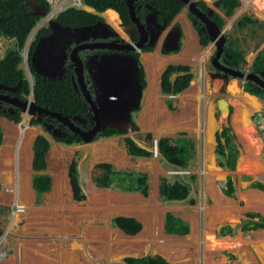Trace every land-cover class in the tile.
<instances>
[{
	"label": "crops",
	"instance_id": "crops-1",
	"mask_svg": "<svg viewBox=\"0 0 264 264\" xmlns=\"http://www.w3.org/2000/svg\"><path fill=\"white\" fill-rule=\"evenodd\" d=\"M203 1L207 5L206 10L209 7L213 9V14L210 16L211 18L216 12L220 14L224 20V24L221 26V31L226 37V41L224 43L225 51L228 52L226 49V45L228 44L227 42L229 41L232 42L234 46L239 47L243 50V57L245 59V63L241 61L238 62L237 64H235L236 62L232 63V64H235L234 65L235 68L243 69V67L245 66V67H249L253 69L254 72L256 71V69L264 68V63H262L261 61H258L259 63L255 61L256 57L259 54L261 55L264 52V0H239V4L234 8L233 12L229 15H226L222 11V9L219 6H217L214 0H203ZM54 2H57V0H54ZM53 5L55 4L53 3ZM82 5H83L81 6L82 8L101 15L111 25H113L114 27H118L117 23L120 21V17H119L118 11H116L114 8L108 7L102 11H97L94 7L90 5H87L85 3H83ZM49 6L51 5L49 4ZM189 12L190 11L188 10L187 5L183 4L181 9L174 15V17L171 19L169 23H166L165 21H162V23H160V24L166 23L165 24L166 26H164V28L161 29L157 37V41H156L154 48H153V45H150L149 43L146 44V45L151 46L153 50L152 49L143 50L142 48L144 46L140 50H138L139 51L138 60L144 69V78H145V85L143 86V95L141 98L140 113L142 114L146 113V116L148 119L149 118L148 113H151V110H152V103H151L152 100L150 98V91L148 88L149 72L147 70L146 62L151 61L152 59H158L162 61L163 63L161 64V72H160L159 79H158L159 88H160L159 96L161 97V100L159 102V105H156V108L159 111L165 110L167 113H172L174 111L178 113L181 108L185 110L183 119H185L186 122L185 124H182V126H180V129H182V131L178 134V136H182L183 138H189L193 143L196 142V146H198L199 149L201 145H203V147L207 149L208 155H211L213 157L215 164L213 165L212 168L206 171L207 176L205 178L214 179L216 175H220L221 171H227V169H230V170L233 169V168L219 166L217 164L216 156H215V149L218 144L217 133L218 131H221L222 127L224 125H227L228 122L231 126V131L234 133V137L232 140V145L234 147L237 148L235 143H242L244 145L247 142L248 147H250V150L253 152L254 150L253 146L255 147L253 143H256L258 147V152H260V149L262 151L261 145L259 147V144L261 143V141H258V139L260 140V138L259 136H257L258 133L255 127V122L253 118H254V113L256 111L260 110L264 112V97L262 96L263 94L261 95L262 97H258L254 95L253 93L250 94L249 91L245 90L246 85L243 83L244 80H242V77L240 78L236 75H231V76L229 75L226 85L225 87H223L222 85L223 78L220 75H217L216 70H215V68L217 67H216L215 62L213 61V58L216 54L217 47L211 41H209L206 45H203L200 43L197 30L192 23V20L189 16ZM113 15L116 16L115 20H111L112 19L111 17ZM56 16L57 15H55L54 17ZM241 17L242 18L247 17L251 20L246 21V23H244L243 25H239L237 24V20ZM252 19H255V21L253 22ZM180 20L184 22L187 30L189 31L190 35L193 38L195 47L198 50H197V55L194 57V60L192 62L185 61L184 63H180V64H187L190 66V72L192 73V77L189 81V84L187 85L188 87L186 86L187 87V88L185 87L186 89L184 88L179 93L173 96L174 97L173 105L175 106V109L172 112L171 111L169 112V109L167 108L166 102H165V98L167 95L161 92L160 81H161V74L163 70L168 64H170L168 61L164 60L163 58H167V56L170 55L172 52L177 53L181 45V36H183V34L181 32ZM175 25L179 26V33L176 36L177 38L174 39V36L171 34H172V31L174 30ZM229 29H231L234 33L233 38L228 37L227 35V30ZM246 29L252 31V37H254L255 39L254 44L250 45V47H248L246 43L244 42L242 43L241 33H243V31L244 33H246ZM169 37L172 38V44L166 45L164 46V49H161L162 44ZM153 38H154V34L150 37V39H153ZM150 39L148 38V41L147 40L146 41L150 42ZM229 39H232V41ZM176 40H177L178 46L176 48H173V45ZM255 46H256V49H253ZM230 53H229V56L231 57ZM222 54H220V56ZM262 58H264V54L262 55ZM217 62H221V61L218 59ZM172 64H178V63H172ZM258 65H261L263 67L260 68ZM179 73L180 72H173L171 74V79L174 80L175 77ZM146 78H147V81H146ZM234 82L236 83V89H237L236 91H237V96L239 98L242 99L243 97L253 96L256 99V101L254 100L253 102L256 103L257 108L249 114V120H250V123H252L251 124L252 128L250 129L251 131L242 127L243 126L242 121L239 122L242 116L241 108L243 105V99H242V103H240L239 98L236 99L237 101L234 100V94H233V100L229 102V100L226 97V91H232L234 89L233 87ZM221 94H224V95L222 96ZM222 97L226 99L225 105L228 106L229 108L228 110L225 109L224 107L221 108L219 106L220 99ZM143 99L145 100L144 103L142 102ZM249 100L251 101L250 98ZM6 119L7 117H5V122L9 123V124L5 123L6 132L12 129L11 125H13L16 128L15 126L17 124L16 121H13L12 119L8 121ZM134 120L137 123H140L139 118H135L133 119V121ZM124 135L126 134L121 133V134H116V135H111V136H105V137H100L98 139L96 138L93 141L99 140L102 143H104L102 146L108 148V146L107 145L105 146V144L111 143L114 138H117L120 136L124 137ZM170 136L175 137L177 139V137L173 133H171ZM179 139L180 138L177 139L178 142L180 141ZM221 139H222V142H224V138H221ZM33 140H31L30 142L31 151H30V147L26 148V151L28 153L30 151L32 154L31 161H32V156H33V149H32ZM12 144H14V142L11 140H7V136L5 135V162L3 161L1 162V166L4 169L0 167V170H1L0 184H1V187L3 188V184H4L3 180H5V184L9 185V189L13 193V191H15L17 187L14 185L15 171L13 173L14 169L12 165L13 162H15L14 152L16 149ZM116 145L119 147L120 151L122 149L123 151H126L124 141H121V143L116 141ZM16 147H17V144H16ZM120 147H122V149H120ZM0 151H1V145H0ZM8 156H9V159L7 158ZM20 158H21V152H20ZM45 160H46L45 169L47 170L48 160L47 159ZM31 161H30V154H29L28 165L31 171V175L29 176L28 182L30 184H26L25 182L22 184L24 197L27 196L25 199V203L28 207L29 205H31V204H27V202H29L31 193H33V196L36 198V199L34 198V203L36 202L39 203L37 201L36 191L32 186L31 177L35 171L33 170L32 166H30ZM25 163H26V159L22 158L20 161V172L22 176L21 177L22 182L26 176L25 175L26 173ZM2 170L3 172L5 171L4 174ZM228 175H231V174L228 173ZM247 175H244V178H246ZM226 178H227V175L225 176L224 179L220 181L219 187H215L214 185H212L210 181L205 179V186H207V188L204 189L203 203H200L197 200L195 201L194 197H189V194L187 195L185 199L162 201L166 203L165 204L166 210L164 211L165 213L166 211H171L174 215L181 217V219L186 221L189 225V230L185 234L166 233L164 230L165 213L163 212L162 217L159 220L160 221L159 228H158L159 231L166 237H171L174 239V241L175 240H178V241H175V242H164L163 241L160 243L161 247L157 248L156 246L159 244V242L155 246L154 238L156 236H153V234L150 233L151 231L146 235H142L143 231L146 229V223L144 222L142 223L140 221L141 229L135 234H127L120 228L116 227L124 235V237H122L124 239V242L117 241L114 244L115 250L116 251L118 250L116 253L122 254L123 251L128 252V250H123V249L124 247H130L131 253L129 255L127 254L126 256L140 257V256H146V255L160 254L170 264H193V262L195 261V254L198 251V250L194 251V248L197 246V241H195L194 238L199 237L201 246L203 250L205 251V253L207 254V259H208L207 264H264V226H258V227L249 228V229L243 227V224L246 221H248L250 218L258 219V216L251 217L247 215V212H256L264 216V191L257 187L250 186V183L252 181H255L254 176H252L253 180L251 179L252 181L248 184L236 185L234 182L235 195L229 196L225 194L222 189L223 186L225 185ZM52 180L54 181L53 177L51 176V181ZM53 181H52V185H53ZM258 181L264 182L262 179H259ZM196 182H197V174H195V179L193 180L192 183H196ZM192 183H191L190 191L193 189ZM51 187L52 186H50V188ZM20 188H22L21 185H20ZM69 188L71 190V186ZM126 192H128L127 194L129 195L130 194L137 195L138 198L146 197L142 195L141 193L137 194L132 191H126ZM45 193L46 191L41 194V197ZM41 197H40V201H41ZM208 197H209V201H208ZM12 198H13V195H12ZM190 199H192L193 202H191ZM187 201H188L187 204H183V202H187ZM11 202L12 200H10L8 203L10 204ZM22 203H24V201H22ZM199 206H201L202 208H200ZM22 207H23V210L20 213L24 212L25 210V206L22 205ZM32 207L34 206L32 205L31 208ZM138 208L141 209V207H138ZM26 210L24 213L29 214V210L27 211ZM136 211L137 209L131 208V210L126 213H119L115 215L134 216L138 220L139 219L141 220L140 213ZM24 213H22V215L23 217H26L24 216ZM145 215L147 219H151V220L154 219L153 212L145 213ZM111 216H114V215H111ZM201 217L203 218L202 226H200L199 228V222L201 221ZM194 220L197 224L196 232H193L192 222ZM25 226L26 224L24 223V225L21 226V228L22 227L24 228ZM227 226L232 227V229L234 230L229 231L227 229ZM36 233H39V232H28V233L16 232L17 235H21V238L24 239L22 241L25 243L24 244L25 248H27L29 244H36V247L38 248V251L41 257L43 258L44 263L58 264V257H59L58 255H56V259L51 260L46 257V255L43 252L44 250L40 249V246H38V241L40 240V238L38 239L36 238V235H37ZM15 237H18V236H15ZM181 237H184V238L181 239ZM185 237L187 238L185 239ZM6 242L8 243V241ZM132 242H135V243L132 245ZM191 247L193 248L191 249ZM11 248L12 246L10 245H8L9 250L5 248L7 250V254L5 255V264H10V261L15 256H16V264H26V260L22 259L20 244H18L16 248V252L12 251ZM86 256L89 259L90 254ZM192 257L194 258L192 259ZM73 258L70 260H73ZM92 262L93 264H105L106 257L102 256L99 259V261L93 260Z\"/></svg>",
	"mask_w": 264,
	"mask_h": 264
},
{
	"label": "rangeland",
	"instance_id": "rangeland-1",
	"mask_svg": "<svg viewBox=\"0 0 264 264\" xmlns=\"http://www.w3.org/2000/svg\"><path fill=\"white\" fill-rule=\"evenodd\" d=\"M68 4L69 3H66L65 5ZM180 25L183 36H181V45L179 51L177 53L172 52L167 56V58H163L169 63H184L185 61L192 62L194 60V57L197 55L198 49L195 47L193 38L182 20H180ZM37 29H35L34 32H36ZM122 34L124 33L122 32ZM241 34L242 43H246L248 47L254 44L255 39L254 37H252L251 30L246 29V33H244L243 31V33ZM227 35L228 37L233 38L234 33L231 29H229L227 30ZM10 46H15V40L11 37L0 36V58L5 50ZM253 49H256V46ZM27 50L28 45H25V47H23L20 51L24 54H27ZM263 54L264 52L261 54V58ZM26 61L27 58L23 57L20 66L24 68L26 75L31 79L32 74L26 64ZM162 63L163 62L158 59H152L151 61L146 62L147 70L149 72L148 88L150 91V98L152 100V110L151 113H148V119L146 113H140L141 105L140 108L134 110L132 112L133 119H140V123H137L134 120L139 125V129L128 133L132 135L138 142L151 148L152 143L150 144L143 139V133L145 131H150L154 139H157L161 135H171V133H173L175 134L177 139L180 138V141H183V137L178 136V134L182 131V129H180V126H182V124H185L186 122V120L183 119L185 112L183 108H181L178 113H176L175 111L172 112L173 110H169V112L171 111L172 113H167L165 110L159 111L156 108V105H159V102L161 100V97L159 96L160 88L158 79L161 72ZM234 84V89L237 90L236 83ZM233 94L234 100L239 98L237 96V91H226V97L229 102L233 100ZM28 98L30 100L33 99L31 93ZM242 99L244 104L247 102L248 97H243ZM242 99L239 98L240 103H242ZM142 102L144 103L145 100L143 99ZM32 117L33 116H30L29 114H27L26 116H22V119H24V121L21 119L19 122H17V124L15 125L16 128L11 125L12 129L7 131L8 134H6L5 123H9L5 122L4 117L0 118V126L2 131V140L0 143L1 161L5 162V135L7 136V140H11L14 142V144L12 145L16 149V142H18V133H21V130L26 126H29L33 129L32 132H29L30 135L28 140H30L32 137L34 138L37 133L45 132L44 128H41V125H37V123L30 124L29 120ZM48 134L51 138L49 145L50 148L47 155V170L51 174V176L54 177L53 185L48 191H46L44 195H42L41 201L39 203H34L35 197L33 196V193L30 194L31 196L27 204L31 205H29V207L25 206V210L27 208V210H29V214L27 215L26 213L27 217H23L22 215L25 210L20 214H15L11 222L9 232L5 235L4 231V236L0 240V251L3 252V254H0V264H5V248L8 249V245H10L12 246V251L16 252L18 244H20L22 259L26 260V264H47L43 262V258L41 257L36 244H29V246L25 248V243L22 241L24 239L21 238V235H17L16 232H39L36 233V238H40L39 241L37 240L38 246H40V249L44 250L43 252L48 259L54 260L56 259V255H58V264H93V260L99 261L102 256L106 257L105 264H127L123 260V258L127 254L129 255L131 253L130 247H124L123 249L128 250V252L123 251L122 254L116 253L118 250H115L114 244L117 241L124 242V239L122 238L124 237V235L118 228L111 225L110 217L111 215L126 213L130 211L131 208L137 209L136 212L140 213L141 217V220H139L142 223H146V229L143 231L142 235H146L151 231L150 233L153 234V236H156L155 238L157 241L154 238L155 246L159 242V244L156 246L157 248L161 247L160 243L163 241H178H174V239L171 237H166L158 229L160 223L159 220L161 219L163 212L166 210V203L162 202V200H160L159 198V178L162 174H174L172 173L174 167L170 166V164L167 163L160 156V154H154L151 157H144L129 155L127 151H123L122 147H120V149H122L120 151L119 147L116 145V141L121 143V141H123L122 136L114 138L111 143L106 144L108 146V148H106L102 146L104 143L99 140H91L89 142L83 141L81 143L74 144H64L55 140L50 133ZM258 141L260 140L258 139ZM235 144L238 149L236 148L237 152L233 154L235 156L233 169L221 171L222 173L220 172V175H216L214 179L205 178L207 176L206 171L212 168L215 164L213 157L211 155H208V151L203 147V145H201L200 149L198 146H196V142L193 143L194 148L193 146H190L191 152L187 158V167L183 169L188 170V172L186 173L197 174V182L192 183L193 189L190 191L189 197H194L195 201L197 200L198 202L203 203L204 189L207 188V186H205V179L210 181L215 187H219L220 181L224 179L225 176L228 175V173L232 175L236 185H245L250 183L253 180L252 176H254V180L262 179L264 181V153L261 151V149L260 152H258V149L255 150L253 148V153L250 150V147H248L247 142L244 145L242 143ZM27 147H30L28 141L23 145L21 158L18 164L20 167L21 159H26V176L22 183L25 182L26 184H29L28 179L31 175V171L28 162L29 154L31 155V150L28 153L26 151ZM77 150L81 151V157L79 159V169L81 176L80 178L84 191L86 193L85 198L81 201H76L72 198L71 190L69 188L70 184L67 177V167L69 161ZM15 154L14 157H16ZM7 158L9 159V156ZM103 160L111 161L115 164V166L119 168L138 169L146 171L149 175L148 195L146 197L138 198L137 195H129L127 194L128 192L122 191L117 188H100L94 185L91 179L93 165L96 162ZM12 165L13 169H15V162H13ZM244 175H247L246 178H244ZM3 181V188H0V190L2 189L0 191V208H4L3 210H0L1 234L2 229L5 230V224L9 216V211L16 199V195L14 196L15 191H13L12 193L9 189V185L5 184V180ZM21 187V195L19 193V204L22 203L24 197L23 185ZM132 192L139 194L138 191ZM10 200H12V202L9 204L8 202ZM187 203L188 201L183 202V204ZM32 205L34 206L32 207L34 210L31 208ZM138 207H141V209H139ZM199 207L202 208L201 206ZM148 212H153V220L147 219L146 215H144ZM18 214L20 217L17 218L16 216ZM202 220L203 218L201 217L199 228L200 226H202ZM24 223L26 224V226L24 228H21ZM192 223L193 232H196L197 224L195 220ZM182 238L184 237H181V239ZM186 238L187 237H185V239ZM194 240L197 241V246L194 248V251H198L195 254V261L193 262V264H207V254L201 246L200 238L195 237ZM6 241H8V243ZM135 242H132V245ZM192 248L193 247H191V249ZM69 254L70 256L73 255L71 256L72 258L74 257L73 260L68 261L66 259L65 255ZM89 254L90 256L88 259L86 255ZM193 258L194 257H192V259ZM10 264H16V256L10 261Z\"/></svg>",
	"mask_w": 264,
	"mask_h": 264
},
{
	"label": "trees",
	"instance_id": "trees-1",
	"mask_svg": "<svg viewBox=\"0 0 264 264\" xmlns=\"http://www.w3.org/2000/svg\"><path fill=\"white\" fill-rule=\"evenodd\" d=\"M37 1L41 2L47 10L50 8L47 0ZM146 1L151 5V9L155 11L158 21H165L166 23L171 21L183 5V2L179 0H137L135 3L138 4ZM214 2L226 15L231 14L234 8L239 4V0H214ZM83 3L94 7L97 11H102L108 7L114 8L118 11L124 23L130 21L128 7L125 0H83ZM198 3L202 8H207V5L203 0H198ZM189 16L197 30L200 43L206 45L210 41L207 31L202 28V24L199 20H195L191 12H189ZM40 17L39 14H35L31 10L26 0H0V36L11 37L15 40V46L8 47L0 58V83L13 85L20 80V93L24 97L28 96L29 93H32L35 102L41 106L67 116L78 115V117H85L84 115L87 116L88 111L87 106L84 103L82 94L79 93L73 85L70 71L67 70V72L65 70L57 78L52 79L34 71L32 68L30 55L37 41L36 36L41 32L47 33L49 31L48 25L39 27L36 36L28 43L27 60L29 70L32 74L31 85L24 68L20 66L22 60L20 50L26 44L30 32ZM212 18L220 27L224 24V20L220 14L215 12ZM56 19L63 25H80L97 19L102 20L103 17L82 7L69 5L58 12ZM250 20L251 19L247 17H241L237 20V24L243 25L246 21ZM252 21L254 22L255 19H252ZM229 40L232 41V39ZM227 43L226 49L229 53L231 52V64L233 61L236 62L235 64L240 61L245 63L243 50L234 46L230 41ZM142 49L150 50L152 47L145 45ZM132 53L139 59L138 50H133ZM255 61H261L264 63V58H261V55L259 54ZM258 66L260 68L263 67L261 65ZM173 72H180L174 80L171 79V74ZM138 75L141 84L144 86V69L140 62ZM191 77L192 73L190 72V66L187 64L170 63L165 67L161 74L160 84L161 92L167 95L165 102L169 110L175 109V106L173 105V96L189 84ZM245 90L250 93L259 92L255 88L253 89L249 86H245ZM262 96L264 97V94ZM0 115H7L16 122L21 119V115L17 112L15 114H10L0 110ZM29 122L30 124H34L39 121L32 117ZM135 128H139L136 123ZM121 133H123L121 130L108 126L99 132L94 139ZM143 134V139L151 144L154 139L152 133L147 131ZM53 137L55 140L64 144L81 143L84 141L80 134L74 132L67 133L63 136L53 135ZM233 137L234 133L231 131L229 122L217 133L218 144L215 149V156L217 164L221 167H234L235 156L233 154L236 153L237 150L236 147L232 145ZM221 138H224V142H222ZM182 139L183 141L178 142L175 137L170 135H161L156 139L158 153L173 167H187V158L190 155V146H193V142L189 138ZM1 140L2 131L0 126V143ZM123 141L125 143L126 151L132 156L151 157L153 155L151 149L140 146L128 135L123 137ZM49 145L50 139L45 132L38 133L32 143L33 156L31 166L35 172L32 174L31 180L32 186L37 194L38 202H40L41 194L48 191L51 186V175L44 171L46 168L45 152ZM80 157L81 151L77 150L72 156L67 168L72 197L76 201H81L86 196L80 178ZM91 179L94 185L100 188L112 187L122 191H138L144 196L148 195L149 175L144 170L119 168L115 166L113 162L103 160L98 161L93 165ZM194 179L195 173H186L183 174V176L178 173L160 175L158 184L160 200L172 201L185 199L190 192L191 183ZM250 186L257 187L264 191V182L262 181H252ZM222 189L223 192L229 196L235 195V185L232 175H227L225 185ZM190 200L193 202L192 199ZM3 209L4 208H0V210ZM247 215L251 217L258 216V219L250 218L243 224L244 228L249 229L264 226V216L256 212H247ZM110 223L112 226L120 228L127 234H135L141 229L140 220L134 216L114 215L110 217ZM227 229L229 231L234 230L229 226H227ZM164 230L166 233L185 234L189 230V225L186 221L181 219V217L174 215L171 211H166L164 215ZM124 260L128 264H170L160 254L140 257L126 256Z\"/></svg>",
	"mask_w": 264,
	"mask_h": 264
},
{
	"label": "water",
	"instance_id": "water-1",
	"mask_svg": "<svg viewBox=\"0 0 264 264\" xmlns=\"http://www.w3.org/2000/svg\"><path fill=\"white\" fill-rule=\"evenodd\" d=\"M179 1L183 2L184 5H187L188 10L191 12V14L197 15L202 19L204 23L202 27L207 30L210 41L217 47L213 61H218V57L220 56V54L225 51L224 43L226 41V37L221 31V27H219V25L210 17L213 14V9L209 7L206 11H204L198 5V0ZM26 2L35 14H39L41 17L45 15L47 9L41 2L37 0H26ZM126 3L130 9L132 18H134V9L136 12L140 6H135L134 0H127ZM154 20L159 25V28L156 29L155 33H153L154 38L149 42V44L153 46H155L156 44L157 37L161 29L166 26V23L160 24L156 19ZM100 22L101 20L91 25L71 27L70 25L61 24L59 20L56 19V17H52L47 22L50 27V32L47 34V36H40L38 38L30 56V63L34 71L53 79L59 76L58 75L55 77L54 74H62L66 70L67 66L69 65V60L70 62L73 61L74 63H76L77 59L78 66L75 68V72L77 73V78L79 81L83 79L82 85L85 86V88L82 87V93L89 104H95L92 107L93 114L91 116L94 124L91 125L88 129H81L73 121L78 117V115L67 116L60 112L52 111L45 107H41V105L37 104L34 99H21L22 104L18 106L25 112H30L33 109L37 108L41 112L45 111L46 113H51L57 116L60 120L68 122L71 130L79 132L85 142L94 140L96 135L104 130L106 126L115 127L125 134L136 131L137 129L135 128V124L133 122L132 111L136 108H140L141 98L143 95V85L141 84L138 75V58L131 52V50L134 48L141 49L143 45L138 41H134L135 44H132L129 41L120 42L119 39L117 43L111 41L114 45L108 47L111 51L94 54L96 61L94 62L93 66L96 70L92 71V77L99 87H94V91L92 92L88 90L86 86L87 82L85 80L84 71L85 69L88 71H90L91 69L87 64H84V61L82 62L78 51L81 48L105 47L106 44L109 43V41L95 43L85 42L83 44L75 46L71 50H67V44L70 43L71 39L63 42L59 39L58 32H64V35L67 37L69 36V34L77 35L79 34L78 31L83 32L85 30H89L92 26L95 27ZM36 25L37 23L35 24V27ZM141 26L142 23L137 24V27L140 30ZM178 33L179 26L175 25L171 35H173L175 39L177 38L176 36ZM177 46L178 43L176 40L173 48H176ZM224 70L226 72L220 75L223 78V87H225L226 82L229 78V73L227 72H230L232 75H236L240 78L242 77V80L250 79L256 81L260 79L261 82L263 81L259 72L250 71L246 73L244 69L231 68L227 65L224 66ZM0 87H4L5 89L9 88L2 83H0ZM10 88L15 89V87ZM221 95L223 96L224 94ZM225 100L226 99L222 97L220 99L219 106L221 108L224 107L228 110L229 108L227 105H225ZM1 117L3 116L0 115V118ZM51 136L53 137V135ZM48 137L51 138L50 136ZM135 141L140 146L152 150L151 147L145 146L137 140ZM49 148L50 146L45 152V159H47ZM14 171V185L17 187L16 164ZM44 171L47 172L46 169Z\"/></svg>",
	"mask_w": 264,
	"mask_h": 264
},
{
	"label": "flooded vegetation",
	"instance_id": "flooded-vegetation-1",
	"mask_svg": "<svg viewBox=\"0 0 264 264\" xmlns=\"http://www.w3.org/2000/svg\"><path fill=\"white\" fill-rule=\"evenodd\" d=\"M125 2H127V0H125ZM134 2H137V0H134ZM198 5L200 6L199 3H198ZM135 6H140V7L136 12L134 9V18H132L131 13H130V9L127 5L130 21L128 23H124L122 21L120 15H119L120 21L117 23L118 27H114L106 19L103 18L101 20V22L98 25H96L95 27L92 26L91 29L85 30L83 32L78 31L79 34H77V35L69 34V36H68L69 38L64 35V32H58L59 39L62 40L63 42L71 39L70 43H68V44L66 43L67 44V50H71L75 46H78V45L83 44L85 42L95 43V42L109 41V43H107L105 47L81 48L78 51L79 56L82 59V62L84 61V64H87L91 69L90 71H88L86 69L84 71L85 80L87 82L86 86H87L88 90H90L91 92L94 91V87H97V88L99 87L98 84L96 83V81L92 77V71L96 70L93 66L94 62L96 61L95 56H94L95 53L100 54V53L105 52V51H111L110 48H108L109 46H114L111 41H114L117 43L118 39L120 40V42L121 41H129L132 44H135L134 41H138V42L142 43L143 46H145L147 43H149V42H147L148 38L150 39V37L153 35V33H155L156 29L159 28V25L154 20V19H156L158 21L157 15H156L155 11L153 9H151V5L147 1L143 2V3H138V4L135 3ZM200 7H201V9L206 11V8L204 9V8H202V6H200ZM193 16H194L195 20H199V22L201 24H203V21L200 17H198L197 15H193ZM99 20L100 19H97L95 21L88 22V23H83L80 25H70V26L71 27H78V26H84V25H91V24H93ZM158 22L162 23V21H158ZM138 23H142L141 30L137 27ZM47 25H48V23L44 24V26H47ZM48 27H49V25H48ZM37 31H38V29L36 30V32L33 33L32 39L36 36ZM49 32H50V27H49V31L47 33H45V32L39 33L36 36V39L38 40V38L40 36L41 37L47 36V34ZM122 32L124 34H122ZM170 44H172V38L171 37H169L162 44L161 49H164V46L170 45ZM153 48H154V46H153ZM133 50H140V49L134 48L131 50V52ZM218 59L221 62H217V60L214 61L216 64V67H217V68H215L217 75H221L224 72H226L224 70L225 65H227L228 67H231V68H235L234 64H231V62H230L231 57L229 56L228 52L225 51ZM232 63H235V61H233ZM68 64L69 65L67 66L66 71L68 70L71 72V80L73 82V85H74L75 89L79 93L82 94V96L84 98V103L87 106V110H88L87 116L84 115L85 117H77L73 121L81 129H88L91 125L94 124V121H93L91 116L93 114L92 107L95 104H91V103L89 104V102L86 100L85 96L82 93L83 92L82 87L85 88V86L82 85L83 79L79 81L77 78V73L75 72V68L78 66L77 59H76V63H74L73 61L70 62V60H69ZM243 69L246 73L250 72V71H254L253 69H251L249 67H245V66L243 67ZM255 72H259L261 74V78L263 80L262 82L260 81V79H258L256 81H253L250 79H247V80L245 79L243 83L246 86H249L253 89L255 88L256 90H258L259 92L253 93V94L258 96V97H262L261 95L264 94V68L256 69ZM227 73H229L230 76L232 75L230 72H227ZM58 75H60V74H58V73L54 74L55 77ZM3 85H6L9 88L5 89L4 87L3 88L0 87V110L1 111L5 112V113H10V114H15L17 112L21 115V119H22V116H26L27 114H29L30 116H33L35 119H37L39 121L37 123V125H41V128L43 127L44 131L46 133L48 131V133H50L51 135H54V136H63V135L70 133V132H74V133L79 134V132L71 130V127H70L68 122H64V121L60 120L57 116H55L51 113H46L45 111L41 112L37 108L33 109L30 112H25L20 107H18L19 105L22 104L21 99H25V98L29 97V94H28V96L24 97L20 93V80H18V82L16 84H13V85H7V84H3ZM10 87H15V89H11ZM250 97H253V96H249L248 98H250ZM247 105H249V107L252 106L251 103H248ZM41 107H44V106H41ZM47 109H49V108H47ZM137 109L138 108H136L134 110H137ZM3 117L4 118L7 117L6 120H8V121H10V119H12L7 115H3ZM22 120L24 121V119H22ZM17 122H19V121H17ZM135 123L136 122H134V124ZM18 134H19L18 136H21V133H18ZM123 134H125V133L123 132ZM126 135L130 136V134H128V133ZM126 135H124V136H126ZM143 136H144V134H143ZM131 138H133L134 141L136 140L134 137H131ZM17 172H18L17 185H21V179H20L21 174H20V170H19V165H18ZM16 192L17 191L15 189V195H16ZM23 206H26V203ZM65 256H66V259L68 261H70V259H72L70 254L65 255Z\"/></svg>",
	"mask_w": 264,
	"mask_h": 264
},
{
	"label": "built area",
	"instance_id": "built-area-1",
	"mask_svg": "<svg viewBox=\"0 0 264 264\" xmlns=\"http://www.w3.org/2000/svg\"><path fill=\"white\" fill-rule=\"evenodd\" d=\"M47 2L51 6L46 11L45 15H43L42 17H40V19L37 22L36 27L34 26L35 29H37V28L41 27L42 25L46 24L50 18H52L55 15H57V13L60 10L64 9L65 7H67L69 5H75V6L81 7L82 4H83V0H57V2H54V0H47ZM53 3L55 5H53ZM66 3H69V4L68 5H65ZM35 29H33V31L30 32V34H29V36L27 38V41H26V44L25 45H28V43L32 39V35H33L32 32H34ZM25 45H24V47H25ZM20 53L22 55V60H23V57H26L27 58V54L26 53L24 54L21 51H20ZM26 64L28 66V60L26 61ZM29 82H30V85H31L32 78L31 79L29 78ZM253 119H254V122H255V127H256L258 136H259L260 141H261V148H262V151L264 153V112L263 111H260V110L259 111H256L254 113V118ZM152 151H153L154 154H157L158 153L156 139L153 140V143H152ZM186 172H188V170L183 169V168H180V167H174L173 170H172V173H174V174H177L178 173V174H180L182 176ZM22 210H23L22 205L21 204H18V201L15 199V201L13 202V205H12L10 211H9V216H8V219H7L6 224H5V230L2 231V234L0 236V240L4 236V231H5V235L9 232V228H10L11 222H12L15 214L16 213H20ZM0 254H3V252L0 251ZM6 254H7V250L5 249V255Z\"/></svg>",
	"mask_w": 264,
	"mask_h": 264
},
{
	"label": "bare ground",
	"instance_id": "bare-ground-1",
	"mask_svg": "<svg viewBox=\"0 0 264 264\" xmlns=\"http://www.w3.org/2000/svg\"><path fill=\"white\" fill-rule=\"evenodd\" d=\"M108 12H110V11H108ZM111 15H112V13H111ZM109 16V15H108ZM112 19L111 20H115V18H116V16H112L111 17ZM235 83V82H234ZM235 85V84H234ZM234 88H235V86H233ZM234 91H236L235 89H233ZM251 98V101L249 100V98L247 99V102L246 103H244L243 105H242V108H241V111H242V116H241V119L242 120H239V122L240 121H242V127H244V128H246L247 130H249V131H251L250 129H251V125L250 124H252V123H250V120H249V114L253 111V110H255L256 109V103L255 102H253L254 100L256 101V99L254 98V97H250ZM261 101V100H260ZM248 103H251L252 104V106L251 107H249V105H247ZM255 107V108H254ZM240 113V112H239ZM237 114H238V112H237ZM239 116V115H238ZM11 123V122H10ZM1 124V123H0ZM215 125V124H214ZM32 128L31 127H29V126H26L24 129H22L21 131V136H18L17 137V140H18V142H16L17 143V147H16V150H15V152H14V154H15V156L16 157H14L15 158V164H16V175H17V177H18V172H17V169H18V162H19V160H20V152H21V154H22V147H23V145L28 141V143H30L31 142V140L33 139V137L30 139V140H28V138H29V132H32ZM214 130V129H213ZM242 131V130H241ZM245 132V131H244ZM212 133V132H211ZM6 134H8L7 132H6ZM19 135V134H18ZM27 135H28V137H27ZM208 135V134H207ZM212 135V134H211ZM252 135V134H251ZM13 137V136H12ZM209 137V136H208ZM207 137V138H208ZM211 137V136H210ZM248 138V137H247ZM208 140V139H207ZM213 140V139H212ZM250 140V139H249ZM214 142V141H213ZM209 144V143H208ZM254 145H255V147H257V145H256V143H253ZM252 144V145H253ZM22 145V146H21ZM30 145V150H31V143L29 144ZM105 146H106V144H105ZM255 147H253L254 149H258V147L257 148H255ZM259 147H260V144H259ZM258 151V150H257ZM125 153V152H124ZM254 153V152H253ZM255 154H257V153H255ZM32 155V154H31ZM31 155H30V161H31ZM125 155V154H124ZM117 160V159H116ZM1 159H0V167H2L1 166ZM264 162V161H263ZM30 166H31V164H30ZM3 168V167H2ZM216 168V167H215ZM4 169V168H3ZM6 170V169H5ZM19 170H20V167H19ZM0 172H1V170H0ZM2 172H3V170H2ZM5 173V171L3 172V174ZM20 174H21V172H20ZM20 179H21V176H20ZM53 179H54V177H53ZM22 181H21V186H22ZM30 184V183H29ZM7 190H8V188H7ZM16 199L18 200V204H19V200H20V198H19V196L21 195H19V193L21 192V188H20V185H17V189H16ZM27 197V196H26ZM26 197H24V199H23V201H24V204H25V199H26ZM21 205H24L23 203H20ZM26 207H27V205H26ZM144 208V207H143ZM31 212V211H30ZM20 214V213H19ZM19 214L16 216L17 218L18 217H20L19 216ZM28 214V213H27ZM145 215V214H144ZM25 216H26V214H25ZM27 217V216H26ZM90 230V229H89ZM92 231V230H91ZM77 232H78V229H77ZM1 250V249H0ZM92 255V254H91ZM64 257V256H63Z\"/></svg>",
	"mask_w": 264,
	"mask_h": 264
},
{
	"label": "clouds",
	"instance_id": "clouds-1",
	"mask_svg": "<svg viewBox=\"0 0 264 264\" xmlns=\"http://www.w3.org/2000/svg\"><path fill=\"white\" fill-rule=\"evenodd\" d=\"M32 94V93H31ZM152 143H153V141H152ZM157 154H159V153H157ZM153 155H154V153H153ZM161 156V155H160ZM162 157V156H161ZM163 158V157H162ZM164 159V158H163ZM165 160V159H164ZM18 201V200H17ZM2 231H3V229H2Z\"/></svg>",
	"mask_w": 264,
	"mask_h": 264
}]
</instances>
